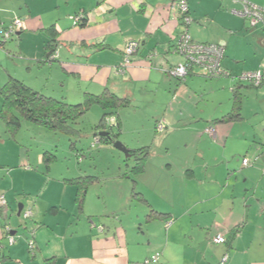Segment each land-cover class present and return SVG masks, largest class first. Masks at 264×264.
Returning a JSON list of instances; mask_svg holds the SVG:
<instances>
[{"label": "crops", "instance_id": "1", "mask_svg": "<svg viewBox=\"0 0 264 264\" xmlns=\"http://www.w3.org/2000/svg\"><path fill=\"white\" fill-rule=\"evenodd\" d=\"M173 1L96 0L85 4L80 11L86 17L82 27L62 18L44 22L40 16V0H0V25L9 21L2 20L3 16L25 20V29L17 35L18 45L0 46V89L10 78H16L40 94L69 104H80L87 95L109 91L129 100V107L154 96L156 108L152 109V122L146 131L154 138L150 142L142 141L140 136L144 130L135 127L138 139L124 141L128 150L148 148L145 170L139 177L150 186L154 184L147 182L152 176L150 166L157 163L161 170L169 166L168 161L152 159H157L152 146L164 145L154 129L169 135L176 129L190 130L198 139L193 140V145L198 146L204 140L210 144L208 140L212 139V146L218 147L221 154L227 153L224 161L210 166V172H204L203 178L197 179L189 162L184 165L181 179L192 190L179 196L178 204L140 190V198L147 201L140 203L145 208L140 212L143 217L139 215L134 223L126 225L122 217L111 218L108 212H86L87 194L84 209L78 214V220H74L78 189L67 181L76 177L65 179L66 184H55L51 190L45 189L49 190L48 198L42 193L44 186H40L44 178L40 177L39 170L32 171L40 165V153L34 165L28 149L14 145L19 134L15 140L10 139L0 119V169L4 170L0 172V196L7 203L0 212V264H222L225 256L226 264H264V168H261L264 163L260 159L249 167L243 162L237 163L236 158L244 154L245 146L252 147L251 137L244 134L239 139L233 137L232 132H237L234 126L244 118L237 122L226 118L236 108V92L244 95L245 87L235 79L240 71L228 60L230 54L226 48L223 66L230 73L225 78L231 79L207 83L213 98L222 92L228 94L226 101L219 104L224 106L216 108L221 115L189 113L188 106L195 107L192 101L199 94L194 86L202 76L199 69L190 73L185 82L168 76L170 66L184 62L175 53V42L186 28L180 22L178 7H171ZM188 4L193 23L187 32L196 42L222 44L224 39L231 40L229 28L240 30L244 26V20L230 13L240 9L238 2L226 0L219 6L218 0H188ZM66 5H71V0ZM52 27L56 33L53 37L48 33ZM131 41L139 46L127 66L125 48ZM54 44L64 45V49L52 61L50 46ZM3 104L0 90V113ZM118 118L120 135H123L127 125L121 116ZM161 123L164 128L159 130ZM209 129L214 130L213 135L207 132ZM8 147L12 150L4 149ZM202 154L199 151L200 157ZM214 158L210 160H218V156ZM23 168L27 171L19 174ZM20 180L23 185L17 187ZM30 184L34 185L33 190L22 188ZM207 185L208 190L204 191ZM199 188L202 189L199 191ZM62 192L75 201L65 206L57 197ZM20 205L23 209H32L34 233L22 230V214L18 217ZM152 211L163 216L147 222ZM219 234L225 235L227 246L213 243ZM11 236L20 238L13 246L8 239ZM31 238L36 244L33 254L28 249ZM157 254L161 255L159 262H151Z\"/></svg>", "mask_w": 264, "mask_h": 264}, {"label": "rangeland", "instance_id": "2", "mask_svg": "<svg viewBox=\"0 0 264 264\" xmlns=\"http://www.w3.org/2000/svg\"><path fill=\"white\" fill-rule=\"evenodd\" d=\"M218 1L219 6L224 5V2L221 0ZM246 1H249L257 6H264V0ZM95 2L96 0H71V5L68 6L66 5L67 0H40V12L42 13L40 16L44 22L50 18H62L65 21H71L70 23L74 25L75 18L83 9V6H85V4L90 5V3L93 4ZM238 5L242 6L240 3ZM15 10L18 11L17 9ZM233 16L241 19L234 14ZM17 18L19 17H15L13 19L11 17L3 16L2 20L9 21H4V25H0V32L4 27H9ZM20 19L24 20L23 17H20ZM243 23L244 26L242 24L243 27L240 30L229 28L228 32L232 33V35L229 34L228 38L231 40L228 41L227 39H224L225 43L223 42L221 44L229 49V54L231 56L228 55V60H231V63L238 66L240 74L236 77L245 73V70H247V72H251L264 67V31L260 25L251 27L247 22ZM17 35L18 33L13 38L6 40L0 34V42L5 43V47L13 45V48L18 45ZM124 44L125 47L126 42ZM62 49H64V45H59L58 52ZM50 57L51 60L54 58L53 55ZM42 78L45 77L42 76ZM223 79L228 80L231 78ZM197 80L198 83L195 84L194 89L199 94L198 97H194L195 99L192 101L195 107L192 106V104H190L191 106H188L189 113H196L197 115L202 116L221 115L220 110L217 109L224 106L219 104L220 102L224 103L226 101L228 94L222 92L217 98H213L211 94H209V87H207L208 82H219L218 79L198 77ZM241 84L245 87L243 89L244 95L242 105V115L244 120L234 126V130L237 132H232V134L233 137L236 136L237 139H239L243 134L244 137L250 136L252 147L251 144L247 147L245 146L246 151H244L243 155L240 153L241 156L237 157L236 160L237 163L240 164H242V162L244 163V160H249L251 165L252 163L257 164L256 161L259 159L264 163V87L252 88L248 83L243 82ZM154 98V96H152V99L143 98L139 103L134 102L132 105L133 107L119 109L117 116H121V118L125 120L127 131L123 135L119 136L118 142L124 145V141L129 142L134 139H138V135L134 132L135 127L137 129L144 130L140 136L142 141H152L154 135L149 136L146 134V131L147 125L149 122H152V119L150 120L153 115L152 109L153 107L156 108V105L153 103ZM198 100L200 102H198ZM104 114L105 111L99 106L93 107L86 116L80 119L78 123L73 126V132L71 134L56 132L26 121L22 123L19 136L16 142H14V145H20L18 147L23 146L28 149L29 154L34 161V165L36 164L38 153H40V165H36L35 169H32V171L39 170L40 177L44 178L40 180V186H44L42 193H46L48 198L49 195L47 194L49 193V190H45L48 187H50L51 190L55 188V184H66L64 181L65 179H71V177H84L87 183L92 184L88 191L85 206L86 212H105V214L108 212L111 218L122 217L125 224L130 225L134 223L133 221L139 215L143 217L140 212H142V209H145L144 206L140 204L141 202L138 199L140 197L133 196L134 188H136V193L138 194L140 190H142L150 196H153L154 194H156V196H162L168 201V203H172L174 205L178 204L181 202L179 196H185L188 191L190 192V190H192V188L188 189L187 184H185V182L181 179V175L185 173L184 165L189 162L192 170L197 174V179H199L206 175L204 172L211 171V169H209L210 166H216L220 160L224 161L223 157L227 155L226 152L221 154L218 147L212 146V139L210 138V141L208 140L210 144L205 142L204 137V142H199L200 145H193V140L197 139V136L195 133H191L190 130L176 129L169 135V133L163 134L156 131L157 129H154L155 135H158L159 137L161 135L160 139L163 141L164 145L152 146L151 149L153 150L155 157H157V159L154 157L152 159L159 162L168 161L169 166L164 167L163 170H161V167L159 169L157 163L150 166V173L152 176L150 175L147 182L150 184L154 182L153 186H150L149 184L143 182L140 177L133 172V169L136 167L134 158L127 157L125 153L116 149L114 145L97 142L96 135L106 133L105 131L96 129V126H98L102 121ZM163 128V124L161 123L158 126V129L162 130ZM108 131H112L114 134L119 133V129L117 127H114L113 130H111L108 126ZM207 132L212 135L214 134L213 129H209ZM4 138L8 140L6 135H4ZM4 149H7V151L12 150L11 147ZM16 149L17 148H14V150ZM215 150L217 151L216 153ZM199 151L203 152L201 157L198 155ZM45 154L56 157L51 164L49 172H47L46 165L43 163ZM214 156H218V160H210V158H214ZM13 160L16 161V159ZM261 168H264V164ZM3 171V169H0V172ZM23 171L27 170L23 168L22 173L19 174H23ZM157 173L158 176H156ZM205 178L206 177H204V179ZM21 179H24V176H22ZM32 180L37 181L35 179ZM21 181L22 180L16 183L17 187L23 185ZM92 181L94 182L92 183ZM24 187L28 190L34 189L33 184L22 186V188ZM208 187L209 185L206 186L204 191L208 190ZM201 189L202 188H199L198 190L200 191ZM57 197L60 202L63 201L65 206H69V202L75 201L72 196L70 197L69 194H64L63 192ZM33 204L34 203L30 205ZM73 205L75 208V204ZM160 206L164 208L165 205ZM76 211V217H72V215H70L74 218V220H78V214L80 213L78 205L76 206ZM33 215L34 214L32 212V216L29 219H25L24 215L20 219L23 231L27 230L32 233L36 231L35 227H32ZM18 239L20 238L17 237V243L19 242ZM221 245L225 247L227 246V243H223Z\"/></svg>", "mask_w": 264, "mask_h": 264}, {"label": "trees", "instance_id": "3", "mask_svg": "<svg viewBox=\"0 0 264 264\" xmlns=\"http://www.w3.org/2000/svg\"><path fill=\"white\" fill-rule=\"evenodd\" d=\"M221 1L224 2L226 0H221ZM238 1H242V0H232V2L235 4H237ZM241 9H242V6L240 7V9H233V10H241ZM231 14L233 13L231 12ZM188 16H190V9H189ZM76 18H79L80 20L76 22L75 24L81 25L82 27H84L85 21H86L85 15L83 13H79ZM179 18H180V22L184 25V17L180 16ZM17 19H20V18H17ZM243 20L247 22L248 25L251 26L249 21H247L246 19H243ZM13 23L11 25H13ZM192 23H193V20H192ZM7 28L8 27H4L2 30L7 29ZM48 33L52 37L55 36L56 34L55 28L54 27L50 28L48 30ZM9 39H6V40H9ZM178 40L179 38H177L175 42V53L176 54H178V46H179ZM208 44H212V43H208ZM4 45L5 43L0 42V46L3 47ZM50 48L52 49L51 52H53L52 55L54 56L52 61H54L55 58L57 59L58 57V47L54 44V45H51ZM225 56H226V47H225L224 59H225ZM180 57L184 60L182 56ZM183 63H185V61ZM177 66H174V67H177ZM174 67L170 66L167 69L168 76L172 79H175L181 82H185L187 80V77L190 75V73H192L196 69L194 67L190 68L189 74L185 78H175L170 74V71ZM201 76L205 78H209V79H221V78H210L208 76H205L203 75V71H201ZM222 78H225V77H222ZM248 84L250 85V83ZM250 86L252 88H256L252 85ZM0 90H1V95L3 97V101H4L3 108L0 113V119L6 125L7 133L10 139H14V140L18 136L21 130V127H22V123L24 121L32 123V124L40 125L42 127L48 128L56 132H62L63 134H71L73 132V126L77 124L80 119L86 116L92 110L93 107L99 106L101 109L105 111V114L100 124L96 126V129L105 131L107 135L106 136H102L101 134L96 135L97 142H103L107 145H114L115 142L119 140V136L121 134L117 112L119 111V109L128 108L130 106L129 100L122 99L116 96L115 94L110 93L109 91H105L102 95H97V96L87 95L85 100L80 104H76V105L69 104L64 100H59V99L47 97L43 94H40L34 91L33 89H31L30 87H28L24 82L16 78H10L9 82ZM235 105H236V108L234 110V113L226 116L227 121L237 122L243 119L242 117L243 96L240 95L239 92H236ZM108 126L110 127L111 130H113L114 127H117L119 129V133L114 134L112 133V131L109 132ZM129 152L132 158L135 159V163H136V167L133 169V172L136 175L141 176L145 170V165L149 157V150L148 148H142L139 150L129 149ZM55 159H56L55 156L45 154L43 158V163H45L46 165L47 172L50 171L51 164L53 163ZM249 166H251L250 162L247 167ZM67 182L77 186L78 190H77L76 201H77V205L80 208V212H82L84 209V203L86 201V196L92 184L87 183L84 177L75 178L73 180H68ZM93 182L94 181H92V183ZM133 196L134 197L141 196L140 193L139 194L136 193V188H134ZM140 202L144 204L147 203V201L143 198H140ZM3 209L4 207L0 206V212ZM23 212L21 214H23ZM162 216L163 215L158 214L155 211H152V214L147 217V222L155 221L157 218H161ZM226 242H228L227 239H226Z\"/></svg>", "mask_w": 264, "mask_h": 264}, {"label": "built area", "instance_id": "4", "mask_svg": "<svg viewBox=\"0 0 264 264\" xmlns=\"http://www.w3.org/2000/svg\"><path fill=\"white\" fill-rule=\"evenodd\" d=\"M242 5L241 10H233L232 13L238 17L246 19L249 21L251 26L260 25L264 31V6H257L255 4L249 3L246 0L238 1ZM172 8L179 9L180 16L184 17V26L186 28L191 25L192 19L188 16L189 4L188 0H177L172 3ZM80 19L75 18V23ZM25 29V21L21 19H16V21L0 32V34L5 38L9 39L20 33ZM178 55L184 58L185 63L174 67L170 74L175 78H185L188 76L190 68H196L203 71V75L210 78H222L229 77L230 73L226 71L222 64L224 61L225 47L221 44H208V43H198L194 42L190 34L184 32L178 40ZM138 43L136 41H131L125 48L126 55V65H130L131 56L136 53L138 48ZM235 79L239 83H250V85L260 88L264 87V67L251 72H245ZM249 165V160H244V166ZM0 206L6 208V199L4 196H0ZM25 219H29L32 216V209L23 210ZM11 246L17 243V237L11 236L8 238ZM213 243L221 245L226 243V238L224 235L219 234L213 239ZM29 251L33 254L36 250V244L33 238L28 241ZM160 254H157L151 262L158 263L160 260ZM227 256L223 260L222 264H226Z\"/></svg>", "mask_w": 264, "mask_h": 264}, {"label": "water", "instance_id": "5", "mask_svg": "<svg viewBox=\"0 0 264 264\" xmlns=\"http://www.w3.org/2000/svg\"><path fill=\"white\" fill-rule=\"evenodd\" d=\"M172 3H174V2H172ZM106 135H107V133H105V134L102 133V136H106ZM114 146H115V148L118 149L119 151L125 153L127 157H132V156L130 155L129 150H128V149H127L122 143H120V142L117 141V142H115ZM22 211H23V205H20V207H19L18 217L21 216Z\"/></svg>", "mask_w": 264, "mask_h": 264}, {"label": "flooded vegetation", "instance_id": "6", "mask_svg": "<svg viewBox=\"0 0 264 264\" xmlns=\"http://www.w3.org/2000/svg\"><path fill=\"white\" fill-rule=\"evenodd\" d=\"M51 55H52V53H51Z\"/></svg>", "mask_w": 264, "mask_h": 264}]
</instances>
